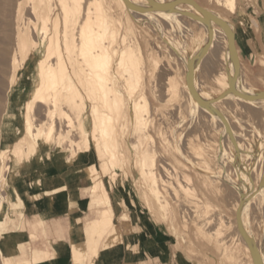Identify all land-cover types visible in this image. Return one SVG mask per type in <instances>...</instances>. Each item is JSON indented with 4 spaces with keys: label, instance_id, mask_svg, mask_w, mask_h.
<instances>
[{
    "label": "bare ground",
    "instance_id": "1",
    "mask_svg": "<svg viewBox=\"0 0 264 264\" xmlns=\"http://www.w3.org/2000/svg\"><path fill=\"white\" fill-rule=\"evenodd\" d=\"M111 1L113 3H116V5H118L121 9L124 8L125 6L124 0H111ZM135 1L137 2L134 4H138V3L140 4L141 2V0H135ZM170 1L171 0H165L163 2L165 3V5L162 6V8H166L165 6H168ZM218 1L222 2L225 5V7H227L233 13L236 12L237 0H218ZM112 2L108 3V5L106 6L107 0H0V85L4 86V92L1 93V95L3 94V103H2L3 108L0 111V263L1 264H33V262L29 258H26L25 256L22 257L23 259L20 258L19 260H16L13 257H11L7 249V246H10L9 244H12L11 246H14L13 248L17 249V243L15 240L10 239L9 237L10 232L11 230H15V229L25 230L28 228L29 229L28 234H30V239H31L29 243L33 246V242L40 238V235L44 232L45 227L48 224V221L52 217H47V216L41 217L34 214L27 219L24 216V213L22 212L19 213L18 209L24 206V201L22 200L21 196L17 194L16 189L12 187L11 182L13 178L20 176L23 173V171H27L29 173L28 177L31 179V182L34 185L41 186L46 176L45 173L39 168L41 166L47 165L48 161L49 162L51 161L57 170L62 171L65 165L75 164L77 161H81L83 163L86 157L85 152H87L88 148L93 146L96 149V152L98 153L102 165L104 166L103 171L105 173H111L112 179H115L117 176V172L114 170V168L126 164L127 161L126 144H127V147L130 149L131 153H133L132 158L134 159V162L138 167V168L136 167L137 169L134 170L138 171V173L140 174L139 177L141 176L143 179L142 181L147 183L146 186V190L148 189L147 195L153 197L152 199L156 201V203H153V205L158 204L162 209L166 208L167 210L168 206L171 203L163 195V192L161 191L162 189L160 183L164 186H167L164 187L167 188V190L169 189L167 192L170 191L172 195L176 196L177 198L178 196L181 197L179 194L181 195L184 194L183 192L179 193L180 190L178 189L176 190V188L174 189L173 187H172L173 191L170 190L172 189L171 188L172 183L169 182L168 179H166V177L167 176L170 177L169 175L171 173H175L173 174V176L177 175L178 173L176 174L175 169H173L174 167L168 161L167 162L169 164L167 163V165L163 163L161 164L163 172L165 173V175H167L166 177H164L165 176L164 174H163L164 176H162L161 173L158 174L156 172V163H157L156 156L158 154L156 151L158 150H155L152 147L154 146L153 143H155L153 141V137H152L153 135H150L149 132L147 131L149 130L148 125L150 123V111H151L150 101L146 93L144 92V89L141 88L144 84V76H145L143 58L141 56L140 48L136 46L137 44L133 45V43H131L133 41L132 40L133 36L131 35L132 36L131 37L129 34H131L132 30L131 32L129 31L130 32L129 34L122 33L120 35L121 30L125 31V29L123 28L125 26L124 23L126 24V21L124 22L122 20L124 22L122 23L124 26L119 23L121 27L123 26L122 29H120L121 27H118L119 25L116 26L115 21L117 23L118 21L115 20V17L118 16L116 14L115 16L113 14L114 12L112 13L110 11L113 9ZM142 5L143 4H141V6ZM119 7H117L118 11H119ZM121 11H123V9ZM121 15L122 14H120V16ZM126 20L129 22V17ZM208 20L209 21H207L206 19V13L203 12L202 19L201 21L200 20L199 21L203 23L204 26H207V23L211 25L212 18ZM217 20L224 27H229L227 20H221L219 18ZM218 37L219 36H217L215 32L212 33L210 35L211 43L213 44ZM232 37L235 39L234 27L231 28L229 39H231ZM207 40H209L208 37ZM205 41L206 39L204 38V42L202 41L201 43H199L197 47H195L196 49H194L195 50L194 52L190 51L192 53L188 54L187 60H185L186 61L185 63L188 66L187 65L186 67L183 66L185 68L188 67L187 69L193 71V75L192 77H190L189 83L187 84L190 87L194 83L193 81H191L192 79H194V81H198L196 71L194 70H196V66H198L199 58L206 55V53L208 54V52H210V51H206L205 53V49L206 50L208 49V45H209V49L210 48L213 49L212 47L214 44L212 45L210 42L206 44L207 41L206 42ZM225 41L227 42V38L224 40V42ZM205 44L207 45V47H205ZM203 46L205 48L202 49L203 51L198 56L197 55L198 50L200 48H203ZM211 53H213V50ZM215 55H217V52ZM214 56H212V58ZM216 57H220V56L218 55ZM215 70L217 69H214V72ZM219 75H217V81L221 82V78ZM214 76H216V74ZM166 84L168 85V88L167 87L164 88L168 89L167 90L169 94V95L167 94L168 97L177 95L179 93V90H181L180 86H182L183 88V85L182 84L180 85V82H177L174 76L168 77L166 83L165 84L163 83V86ZM187 85L185 84L184 86L185 92L188 94L187 97L189 96L188 99L190 98L189 101H192L194 105L193 106L190 104V106L192 107L196 106L195 108H197L198 106L197 109H200L198 105L199 102L197 103L198 101L197 98L191 95ZM231 85H232V92L228 91V89L230 88L228 87L229 85H227L225 87L226 88L225 93L219 97V98L222 97V99L224 100L225 98L227 99L226 101L222 102L223 104L224 103H228L229 105L231 104L233 105V103L235 104L234 98L236 97V95L239 98V100L236 98L238 101L242 100L244 102H247L251 97L262 98V100L264 101V94H262L263 92L252 88L249 89L247 87L248 84L241 85L238 81H236V78L234 77H232L231 79ZM199 86L201 85L196 84L198 91H200L199 92L200 97H203L202 99L204 100L206 98L205 101L207 102V99L211 95H209L208 93L209 95L208 97L207 94H205ZM246 90H251V92L247 94ZM229 93H231L230 96L228 95ZM226 94L229 96V98H227L228 96L227 97L224 96ZM159 95H161V93L158 94V96ZM183 95L185 96V94ZM211 98L212 97H210V99ZM214 98L216 97L214 96ZM88 100L91 102L89 108V116L91 118L90 130L88 128L89 122L85 120L84 117V113L88 109ZM185 101L186 100H184L183 102L184 105L186 104ZM206 102L204 105V109H206V111L208 110L207 113H209L210 111L212 112L213 108L211 106L213 104L211 105L207 104L210 106L205 107ZM181 103L182 102H180V104ZM186 106L189 107V105L187 104ZM181 107L183 108V106ZM252 107H254L255 112L259 110L263 111L261 110V107L263 106H258L253 104L251 108ZM181 109L180 111H182ZM188 111L191 112L190 110ZM188 111H186L185 114H188ZM221 111L222 110H220L219 112ZM195 113L196 112H194L193 114ZM17 115H19L22 121H24L25 124L24 130L20 124L14 123V118ZM210 115H214V114L210 113ZM220 116H222V114ZM199 118L198 119L195 118V119L199 120ZM221 118L223 120L226 117L224 116ZM214 119L216 121H221V119H217V118ZM208 120L207 121L205 120L206 124ZM186 122L189 123L188 120ZM186 122L184 123L186 124ZM193 122L189 124L191 126L192 124H196L197 126L199 125L197 124L198 121L196 123ZM189 124H187V126ZM223 124L224 123H222V125ZM225 125H227V123L224 124V126ZM191 126L190 128H193ZM233 126H237V125L234 124ZM228 127H230V124ZM164 128H166V126ZM196 129L197 128H194L192 130L193 133L194 130L195 132L197 131ZM180 130L181 129H179V131ZM225 130H227V128ZM239 130H240V125H239ZM72 131L73 132L76 131L77 135L75 134L76 133L75 132L73 133V135L75 136H71ZM233 131H235L234 128ZM180 134L184 135V133H180ZM186 134H188L187 131ZM245 134L249 136L247 132H245ZM245 134L243 133L239 135H241V137H244L243 135ZM12 135L14 136L20 135V136L15 142L8 144L7 146H3L4 143H6L7 139L10 138ZM70 136L72 138H70ZM222 136H223V132H222ZM194 137L192 136L193 139ZM241 137L239 136V138ZM245 139L243 141L242 139H238L239 141L236 146L237 149L236 151H238V153L235 152L236 154L235 157H237V161L235 163L236 165H234L235 166L234 174L237 175L238 182L236 181V183L232 184L231 183L232 180H229L230 176L228 174L229 172H231V170H229L228 172L227 167L232 164L231 161L230 164L229 160H227L228 158H226L227 165L228 164L229 165L227 167H224L223 164L221 163L222 161H220L223 158H219L218 160L220 161L222 167L226 168L225 169L227 170L226 172H228L227 173L228 176H226L225 174L226 178H224L225 176L223 177V175L221 176V178H223L222 184H224L226 189H228L232 193H235L236 195L235 197L238 198L236 199L234 204L235 209L237 210L236 211L237 217L234 223L236 225L235 228L237 227L236 229L238 233L237 235L241 236V238L244 240L246 246L245 248L252 255L257 256L256 264H264V154H263L264 138H262L261 142L259 143H257L258 140L256 138L257 142L255 143L256 141L255 140L254 141L255 145H253L252 143L251 146L250 144L246 143ZM186 140L188 141V139ZM187 141H185L184 143H186ZM173 142L178 143L175 141ZM180 143L182 144V142ZM192 143L194 144L193 141ZM180 145L178 147H180ZM247 145H249L250 148L249 150ZM178 147L176 149H178ZM183 147L187 149L184 145ZM187 147H189V145ZM185 149L184 151H186ZM193 149L194 148H192V150ZM202 149H200V151L202 152V154H204L203 153L204 151ZM179 150L182 151L181 149ZM195 150L194 152L198 153L199 150L198 151ZM220 151L222 150L220 149ZM200 153L199 155L203 156ZM191 155L192 154H190V156ZM190 156L189 158L192 157ZM199 157L197 156V158ZM247 157L250 158L248 159L250 160V163L244 166V164L242 163L244 162V160H246ZM191 159H192L191 161H193V158ZM202 159L203 162L207 160V159L204 160V158ZM235 159L236 158H234V161ZM199 160L201 159L199 158ZM200 164H202V162H200ZM208 166L206 168H208ZM172 169L174 170V172L172 171ZM180 170L178 168L177 171L181 173L182 171ZM208 170H209L208 172L211 171L210 169ZM222 170L220 173L224 174ZM204 172L207 173L206 171ZM84 173L86 174V177L84 178H88V179L90 178L95 180L94 184L91 185V189H90V193L92 197L90 207H97L99 209L102 206H104L106 203H108L111 198L108 197V192L105 186L102 183L100 184L97 183L98 180H100L98 179L100 171L97 165L94 163V158H93V163L86 165L84 167ZM210 174L211 173H209V175ZM184 178H185L183 179L184 182L182 183L178 182L179 180L177 182L186 193L191 194L189 196L186 194V196L190 197L193 194L196 195L197 188L194 185H192V177L189 174L188 175L186 174L184 175ZM210 178L212 177L208 176L207 179ZM211 181L209 180V182ZM214 181H212V183ZM255 181L257 183L259 182L260 186L258 187L253 186V183ZM250 182L254 188L249 187ZM169 185L170 188L168 187ZM58 188L57 189L55 188L52 191L37 193L33 195V198L37 199L45 195L46 196L50 195L53 200L55 194L59 190ZM217 188L219 189V187ZM241 189H244V191H242ZM241 191L242 193L243 192L244 193L242 194ZM13 195L17 196L16 200L12 199ZM174 196L172 197L174 198ZM188 197L185 198L190 200V198ZM182 199H180V201H182ZM196 201H197L196 205H194L195 203L190 205L189 203H192V201L191 202L188 201L189 203L187 202L190 206H192V208H194L193 211L195 215L196 216L199 215L198 217H200L201 215L207 214V216L205 215L206 216L205 219L201 218L203 224L202 222H199L200 219L197 221L201 224L199 225L200 227L198 226V228L204 230L206 226L210 227L211 229L209 231L212 232V234L214 233L215 238L218 237V241H220L222 237L220 238L219 236H221V234L223 233L222 229H224L226 233L228 231L230 232V229L233 228L232 227L233 223L225 220L223 215H221V212H219L218 209L217 210L215 209V206L211 203V201L207 199L203 201H199V199H197ZM185 202L186 201H184V205L186 206ZM181 204H183V202ZM188 206L187 208L189 210ZM182 208L180 207V210ZM154 209L157 208L155 207L153 208V210ZM111 211H113L111 207L100 209L98 211L99 214L98 218L94 219L93 221L89 222L87 226L83 227L84 237L81 241L82 243L81 255L83 257H86L87 259L86 263L88 264H94L95 260L99 256L100 247L102 245L105 236H108L109 242L105 244L104 249L116 247L123 243V238L118 230L116 223L114 222V216H112ZM183 211H185V209H182L181 216L182 213L184 214L187 213V211L186 212ZM188 212L190 213V210ZM153 213H155V215L157 214L154 211ZM251 213H253L254 215L257 214V216H252L251 218L250 217ZM157 216L156 218H158ZM182 217L183 218L186 217L187 219H189L188 216H182ZM261 217H263V220L261 219ZM31 218L34 219V222H31L29 220ZM159 218L157 220H159ZM250 218L253 219V221H255L258 224L259 226L258 230L259 229L263 230V235L261 236V238L258 236V234L261 232L260 230H259L260 232L256 234L258 237L254 235L253 226L250 224L251 222ZM80 220L83 222L82 218ZM197 222H195L196 227H197ZM26 224H28V227L26 226ZM255 226L256 225H254V227ZM207 229L208 228L206 227V230ZM201 230H199V232ZM203 232L205 233V230ZM175 233L177 232L175 231ZM226 233L222 235H225ZM225 236L229 237L228 235ZM236 237L238 236H235V238ZM222 240H221V245L219 244V247L221 250L220 251L221 256L222 255L223 256L222 258L221 256L219 258L221 259H223V257L231 258L233 262L234 260L233 256H236V252L234 251L237 247L234 250L232 249L233 250L232 253L234 252V255L230 252V250L231 248L234 247V246L232 247V244L235 241L234 242L232 241L230 245L229 244L230 241L229 240L227 241V238H224V236ZM240 243L242 242L240 241L238 245H240ZM25 252L27 251L25 250ZM48 252L49 251L47 250H41L34 247L32 250V254L35 257H39L42 254ZM240 259H243V257L238 258L237 260L238 264H245V262H243V260L245 259L239 261ZM246 262L248 261L246 260ZM247 264L250 263L248 262Z\"/></svg>",
    "mask_w": 264,
    "mask_h": 264
},
{
    "label": "rangeland",
    "instance_id": "2",
    "mask_svg": "<svg viewBox=\"0 0 264 264\" xmlns=\"http://www.w3.org/2000/svg\"><path fill=\"white\" fill-rule=\"evenodd\" d=\"M164 1L165 0H141L142 3L140 2V4L138 3L139 4L138 5V4H134L137 2L135 0H124L125 6H124V8H122L123 11H121L122 9L118 5H116V3H113L111 0L110 1L107 0L106 6L108 5V3L112 2L113 9L110 11L112 13L114 12L113 14L114 15L116 14L118 16V17H115V20L118 21V23L115 21L116 26L119 25L118 27H121L120 24L124 23L125 21H126V24L124 23V25L126 27L128 26L127 27L128 29H127L122 24L124 26L123 29H125V31L121 30L120 35L122 33L129 34L132 30L131 34H129L130 36L131 35L133 36V37L131 36L132 40H133L131 43H133V45L137 44L136 46H138L140 48V51H141V56H142L143 62H144V73H145L144 84L141 88L144 89V92L146 93V95L150 101V107H151L150 123L148 125L149 130H147V131L149 132L150 135H153L152 137H153V141L155 143L152 142L154 145L152 147L155 150H158V151H156L158 153L156 156V158H157L156 172L158 174L161 173L162 176H164L165 173L162 170L161 164L163 163V164L167 165V163L169 162L174 167V168L173 167L172 168L175 169L176 174L178 173L180 175L177 174V175L173 176V174H175V173H171L169 175L171 178L168 177L167 175H165L164 177L167 176L166 179H168V181L172 183L171 188L172 187L174 189L176 188V190L177 189L180 190L179 193H182V192L184 193L182 195L179 194L184 199H182L179 196H178V198H179L178 199L176 196L172 195V193L170 191L167 192L169 189L167 190V188H164L167 186H164L160 183V186L162 189L161 191L163 192V195L171 203L167 208L168 211L166 210V208L162 209L158 204L153 205V203H156V201L154 199H152L153 197L147 195V193H148V191H147L148 189L146 190L147 183L143 182L142 177L141 176L139 177L140 174L138 173V171L134 170V169H137L138 167L135 164L134 159L132 158L133 153H131L130 149L127 147V144H126V154H127L126 164H124L120 167L114 168V170L117 172V176L115 179H112L111 173H105L103 171L104 166L102 165V162L100 161L98 153L96 152V149L93 146L88 148L87 152H85L86 157H85V160L83 161V163L81 161H77L75 163V165H77L76 168H78V170H80V175L82 176V179H83L82 180L83 185H93L95 182L94 179L84 178V177H86V174L84 173V167L86 165L93 163V158H94V163L97 165V167L99 168V171H100V174L98 177V179H100V180H98L97 183H99V184L102 183L105 186V188L108 192V197L111 198L110 201L108 203H106L104 206H105V208L111 207L113 209V211H111V214H112V216H114V222L116 223L121 236L124 238V240H126L127 245L130 246V248L132 250L131 252L140 253L139 257L141 258V262H138V263L131 262L130 264H193V263L194 264H223V263L224 264H238V262H237L238 258H242V257L245 260L240 259L239 261L243 260V262H245V264H247L248 262L250 264H253L255 261L254 264H256L257 256L252 255L245 248L246 247L245 242L241 238V236L237 235L238 234L236 231L237 227L235 228L236 225L234 223H235V220L237 217V212H236L237 210L235 209L234 204H235L236 199H238V198L235 197L236 196L235 193H232L231 191L226 189L224 184H222L223 178H221V176L223 175V177H224L225 174H226V176L229 175L230 176L229 180H232L231 181L232 184L236 183V181L238 182V179H237L238 177L236 174H234V171H235L234 165H236L235 163L237 161V157H235L236 156L235 152L238 153V151H236L237 150L236 146H237L238 141H239L238 139H242V141H243L245 139V136H246V139H245L246 143L250 144V146H251L252 143H253V145H255L257 140H258L257 143H259V142H261V139L264 138V101L262 100V98H258V97H251V98L248 97L249 100L247 102H244L242 100L238 101L239 98L236 95V97L234 98L235 104L233 103V105L232 104L229 105L228 103H224V104L222 103V102L227 100L226 98L224 100V99H222V97L221 98H219V97L225 93V89H226L225 87L227 85H229L228 87L230 88V89H228V91L232 92V85H231L232 77L236 78V81H238L241 85L248 84L247 87L249 89L252 88V89L258 90V91L263 92L262 94H264V62H263L264 51L263 52L259 51L257 61L259 63H262L263 65L257 66V71L261 74L257 75L259 78H255L256 73H254L255 72L254 68H252L250 66H246V63H245V60L243 59V56L241 53V48H240L241 47V39H242L244 30L247 33L252 34V35H255V34L260 35L261 33L264 32V0H237V9H236L235 13L230 11L227 7H225V5L222 2H219L218 0H171L169 5L165 6L166 8H162V6L165 5V3H163ZM141 4H143V5L141 6ZM116 6L119 7V11H118V8ZM136 6L137 7L139 6L141 9L139 7L137 8ZM203 12L206 13L207 21H209L208 19L212 18L211 25L207 23V26H204V24L200 22L202 19V13ZM120 14H122L121 15L122 17L120 16ZM175 14H177V15H175ZM124 15L126 18L124 17ZM174 15H175V17H174ZM128 17H129V22L126 20ZM218 18L221 20H227L229 27H224L217 20ZM119 20H120V22H119ZM204 22H205V20H204ZM122 27L120 29H122ZM233 27L235 30V39L232 37L233 38V39L231 38L233 40L232 41L231 39H229V36H230L231 28H233ZM214 32L220 38L218 37L216 39V41H214V43H213L214 45H213L211 43L210 35ZM207 37L209 40H207ZM222 37H223V39H222ZM204 38L207 41L206 44H208V42H210L213 45V47H212L213 49L210 48L211 49L210 50L209 45H208V49L207 50L205 49V53H206V51H210V52H208V54L206 53V55L199 58L198 66H196V70H194V71H196L198 81H194V79H192L191 81H193L195 83V85L193 83L190 87L187 84L189 83L190 77H192V75H193V71L190 69H187L188 67L185 68L187 65L185 63L186 62L185 60H187L188 54H191L192 52L195 51L194 49H196L195 47H197V45L199 43H201L202 41L204 42ZM224 38L225 39L227 38V42L226 41L224 42V40H225ZM134 40H136V41H134ZM206 44H205V47H207ZM205 47L203 46V48H200L198 50V54H197L198 56L201 54V52L203 51L202 49H204ZM212 50H213V53H211ZM190 51H192V52H190ZM216 52H217V55H215ZM211 54H212V56H214V55L215 56L212 58ZM218 55L220 57H216ZM255 60H256V57L254 56V61ZM200 61H202V62H200ZM183 63H185V64H183ZM199 64H201V65H199ZM211 64H213V65H211ZM183 66H185V67H183ZM205 66H206V68H205ZM181 67H182V69H181ZM207 67H209V68H207ZM214 69H217V70H215V72H214ZM155 72L156 73L158 72L157 76H156ZM214 73L216 74V76H214L215 75ZM217 75L220 76L221 82L217 81ZM170 76H174L176 78V81L180 82V85L181 84L183 85V88H182V86H180V89L182 91L179 90V93L177 95L168 97V95H169L168 91H167L168 85L166 84L167 86L166 85L163 86V83L165 84L167 78ZM219 76H218V78H219ZM159 83H160V85H159ZM185 84L187 85L188 89L190 90L191 95H193V96H195V98H197L198 101L197 100L196 101H197V103L199 102L198 105H199L200 109H197L198 106H197V108H195L196 106L195 107L190 106V104L193 105V103H192V101H189L190 100V98L188 99L189 96L187 97L188 94L185 92V89H184ZM196 84L201 85L199 87L202 89V91L205 94H207L208 97H209V95H211L210 97H212L213 99L211 98L212 99L211 100L209 97L207 99V102L205 101L206 98H205V100L202 99L203 97H200V94H199L200 91H198ZM0 87L2 88V89L0 88V98L2 99V100L0 99V111H1L3 108V104H2L3 103V94L1 95V93L4 92V86L0 85ZM164 87H167V88H164ZM190 88H192L193 90ZM183 90H184V93H183ZM191 90H192V92H191ZM196 90H197V92H196ZM246 91H247L246 92L247 94H249L251 92V90H246ZM159 92L161 93V95L158 96V94H160ZM181 93L185 94V96ZM208 93H209V95H208ZM230 94L231 93H229L228 95L230 96ZM213 95L216 98H214ZM228 95L226 94L224 96L227 97ZM229 96L227 98H229ZM184 100H186L185 103L187 105H189V107L186 106V104L184 105V103H183ZM204 101L206 102L205 107H207V106L209 107L211 104H213L211 106L213 108L212 112L210 111L209 113H207L208 110L206 111V109H204V105H205ZM215 101L217 102L219 108L217 107V104ZM180 102H182L183 104L182 103L180 104ZM90 103L91 102L88 100V109L84 113L85 120H87L89 122V127H88L89 130L91 129V120H90L91 118L89 116ZM207 104H210V105H207ZM215 104H216V106H215ZM253 104L258 105V106H263V107H261V110H263V111L259 110V111L255 112L254 107L251 108V106H253ZM180 105L183 106V108ZM179 108L180 109L182 108L181 110L183 112L180 111ZM193 108L197 109V110H194ZM185 109H188L191 112H189L188 110H185ZM220 110H222V111L219 112ZM168 111L171 113H169ZM186 111H188V114H185ZM193 111L196 113L193 114L194 113ZM204 111H206V112H204ZM181 113H183V114H181ZM210 113H212L214 115H210ZM221 114H222V116H220ZM215 115H217V116H215ZM224 116L226 118L222 120L221 117H224ZM195 118H197V119L199 118V120H196ZM214 118L221 119V121H216ZM203 119H204V121H203ZM187 120L189 121V123H191L193 121H194L193 123H196L198 121L197 124H199V125L197 126L196 124H192V126H191L188 122H186ZM205 120L206 121L208 120V122H209V123L207 122L208 126H207ZM224 120H226V121H224ZM184 122H186V124ZM201 122H203V123H201ZM225 122L227 123V125L224 126V124H226ZM14 123L20 124L24 130L25 124L19 115H17L14 118ZM222 123H224V124L222 125ZM187 124H189L188 125L189 127L187 126ZM229 124H230V127H228ZM234 124L237 126H233ZM193 125H195V126H193ZM239 125H240V130H239ZM258 125H260L261 127ZM165 126H166V128H164ZM190 126L193 128H190ZM201 126H202V128H201ZM224 127H225V129L227 128V130H225ZM232 127L234 128L235 131H233ZM235 127H237V128H235ZM194 128H197L196 130L198 132L197 131L195 132V130H194V133H193L192 130ZM230 128H231V131H230ZM179 129H181V130L179 131ZM186 131L188 132V134H186ZM221 131L223 132L224 137L222 136ZM75 132L76 131H74V132L72 131L71 136H75V135H73V133H75ZM245 132H247V134H249V136L246 135ZM180 133H184L185 136L183 134H180ZM190 133H193V134H190ZM232 133L234 134V136ZM243 133L245 135H243L244 137H241V135H239V134H243ZM75 134L77 135V132ZM224 134H226V135H224ZM189 135H191V136H189ZM19 136L20 135H17V136L12 135L10 138L7 139L6 143H4L3 146H7L8 144L15 142L19 138ZM71 136H70V138H72ZM192 136L193 137L195 136L194 139L192 138ZM207 136H208V138H207ZM239 136L241 138H239ZM167 137L168 138L170 137V138L168 139ZM220 137H221V139H220ZM237 137H238V139H237ZM255 137L257 138V140ZM76 138H77V136H76ZM186 139H188V141ZM233 139H235V140H233ZM247 140H248V142H247ZM171 141L172 142L175 141L178 143H174V142L172 143ZM185 141H187V142L184 143ZM192 141L194 142V144L192 143ZM213 141H215V142H213ZM233 141H235V142H233ZM254 141H255V143H254ZM180 142H182V144ZM204 142L206 143V145ZM152 143H151V145H152ZM178 144L180 145V147L181 146L183 147V145H184L187 149H185L183 147V150H182V147L181 148L178 147L179 146ZM186 144H188L189 147H187L188 145H186ZM223 146H224V149H223ZM247 146H248V150H249L250 149L249 145H247ZM177 147H178V149H176ZM191 147L194 149L192 150ZM188 148H191V149H188ZM45 149H48V148H45ZM179 149H181L182 151H180ZM184 149L187 152L184 151ZM200 149H202L204 151L203 152L204 154H202ZM220 149L222 151H220ZM194 150L195 151L199 150V151H198V153L197 152L195 153ZM177 151H179V152H177ZM188 153L192 154L191 155L192 157ZM199 153L202 154L203 156L199 155ZM218 153H220V154H218ZM185 154H186V156H185ZM226 155L229 156L230 158L227 157ZM189 156L191 158H193V161H191L192 159L189 158ZM197 156L198 157L200 156L199 158L202 161L199 160V158H197ZM248 156H250V155H248ZM202 158H204V160L207 159L206 161H204L207 163H204ZM219 158H223L220 161H222L221 163L223 164L224 167H227L229 165V164L227 165V160H229V163L231 161L232 164L231 163L230 164L232 166L229 165L227 167L228 172H229V170H231V172H229L228 175H227L228 172H226L227 170H225L226 168L222 167L220 161L218 160ZM226 158H228V159L226 160ZM234 158H236L235 161H234ZM98 159H99V161H98ZM189 159H190V161H189ZM194 159L196 160V162ZM248 159H250V158L247 157L246 160H244V162L242 163V164H244V166H246L250 163V160H248ZM232 160H233L234 164H233ZM131 161L134 163H132ZM200 162H202V164H200ZM217 162H219L220 164ZM245 163H247V164H245ZM133 164H135V165H133ZM218 164H219V166H218ZM194 166H196V167H194ZM207 166H208V168H206ZM178 168H179V170L181 169L180 170V171H182L181 173H179V171H177ZM173 169H172V171L174 172ZM208 169H210L211 171L208 172L209 171ZM220 169L221 170L223 169L222 172L224 174L220 173L221 172ZM161 170L163 173L161 172ZM219 170H220V172H219ZM204 171H206L207 173H205ZM216 172H217V174H216ZM209 173H211V174L209 175ZM186 174L187 175L189 174L192 177V185H194L197 188V194L196 195L193 194L190 197H188V196L191 194L186 193L183 190V188L180 187V185L178 183V182H181V183L184 182L183 179H185L184 175H186ZM212 175H214V176H212ZM218 175H220V176H218ZM20 176H18V177H20ZM208 176L212 177V178L207 179ZM226 176L224 178H226ZM135 177H136V179H135ZM15 178H13V180H15ZM177 178H179V179H177ZM214 178L218 179L219 181L214 179ZM180 179H181V181H180ZM211 179H212V181H214V180L215 181L212 183ZM137 180H138V182H137ZM172 180L174 181L175 184L173 183ZM209 180L211 182H209ZM218 182H220V183H218ZM219 184L221 187L222 186L223 187L221 188L219 186ZM216 186L219 187V189ZM253 186L258 187V186H260V183L259 182L257 183L255 181L253 183ZM253 186L250 182L249 187L254 188ZM137 187H140V188H137ZM168 187L170 188V185ZM173 188L170 190L173 191ZM179 188H181V189H179ZM220 189H222V190H220ZM225 190H227V191H225ZM241 190L244 191V189H241ZM242 191H241V193H242ZM174 192H173V194H174ZM186 194L188 196H186ZM171 195L174 196V198ZM185 197L190 198V200H188ZM176 198H177V200H176ZM180 199H182V201H180ZM186 199L189 202L192 201V203H189ZM192 199H194V200H192ZM197 199H199V201H203L205 199L211 201V203L215 206V209L216 210L218 209V211L221 212V215H223L225 220L233 223V226H232L233 228L230 229V232L228 231L226 233V231L224 229H222V232H223L222 234L226 233L225 235H228L229 237L222 235V234H221V236H219L220 238L222 237V239H223V236H224V238H227V241L228 240L230 241V243H229L230 245H231L232 241L233 242L235 241L232 244V247L233 246L234 247L231 248V250H230V252L232 253V251L237 247L234 251V252H236L237 257L233 256L234 257L233 262H232L231 258H226V257L224 258L223 257V259H221L223 255L221 256V252H220L221 250H220L219 244L221 245L222 239H220V241H218V237L215 238L214 233L212 234V232L209 231L211 229L210 227L206 226L208 228L207 230H206V227L204 228L205 233L203 232L204 231L203 229H202L203 230L202 231L200 228H198V226L201 225L199 222H202V219H205L207 214H205L206 216L201 215L200 217H198L199 215H197V216L195 215V213L193 211L194 208H192V206H190V205H192L194 203H195L194 205H196ZM153 200H154V202H153ZM144 201H145V203H144ZM184 201H186L185 202L186 206L184 205ZM182 202H183V204H181ZM228 203H230V204H228ZM156 205H158V206H156ZM153 206H155L157 209L153 210V208H155ZM187 206L189 207L190 213L188 212L189 210H188ZM180 207L181 208L183 207L182 209H185V211H183V212L187 211V213H185L186 215L184 213H182V216H188L189 219H187L186 217L183 218L181 216L182 209L180 210ZM151 210H153L157 214L155 215V213H153V211H151ZM156 210H158L159 212ZM191 211H193V212H191ZM126 214H128L129 218L131 219V225L133 224V226H134V225L141 224V228L139 230H136L135 228H133L131 233H128L126 231V227L122 224V221H123L124 216ZM252 214L253 213L250 214L251 218H252V216H257V214H255V215L254 214L252 215ZM168 215H169V217H168ZM156 216L158 218L160 217L159 220H157L158 218H156ZM168 218L170 221L174 219L173 221H171L172 224L170 223ZM251 218H250V221H251L250 224L253 226L254 235L257 236L256 234L261 231L260 232L261 234L260 233L258 234V236L261 238V236L263 235V230L259 229L260 230L259 231L258 230V228H259L258 224L255 221H253V219H251ZM261 219L263 220V217H261ZM29 220L32 222L33 218H31ZM198 220H199V222H197ZM186 221H187V223H186ZM194 221L197 222V227H196V223ZM254 222H255V224H254ZM165 224H166V226H165ZM176 224H177V226H176ZM202 224H203V222H202ZM254 225H256V226L254 227ZM171 226H173V227H171ZM234 229H235V232H234ZM199 230H201L202 232L200 231L201 232L200 233ZM175 231L177 233H175ZM136 232H141V240H143V239L155 240L156 242H158L160 244L161 249L156 250V257H153L148 252L143 251L142 248L140 249L138 246L132 247L131 243H128V240L130 237H128L127 235L134 234ZM211 235H212V237L214 236L213 239H212ZM235 236H238V237H236L238 239H236ZM232 239H234V240H232ZM258 240H259V238H258ZM240 241L242 243H240V245H238ZM230 252H228V253H230ZM234 252L232 253L233 255H234ZM220 256H221V258H219ZM132 258H134V256H131V259ZM146 259H147V261H144ZM220 260L222 263L220 262ZM246 260L248 262H246ZM252 260H253V262H252Z\"/></svg>",
    "mask_w": 264,
    "mask_h": 264
},
{
    "label": "crops",
    "instance_id": "3",
    "mask_svg": "<svg viewBox=\"0 0 264 264\" xmlns=\"http://www.w3.org/2000/svg\"><path fill=\"white\" fill-rule=\"evenodd\" d=\"M240 48L246 66L254 68L255 78H259L257 75L261 73L257 71V66L263 64L257 61V57L259 51H264V32L260 35H252L244 30ZM254 56L256 57L255 61ZM76 166L75 164H68L65 165L62 171H59L51 161H48L47 165L39 168L46 176L41 186L34 185L31 182L27 171H23L20 177L12 180V187L16 189L17 194L24 201V206L18 209L19 213H24L27 219L34 214L52 218L48 221L40 238L33 242V246L29 243L31 239L30 234H28V228L25 230H11L9 237L17 243V249L13 248L12 244L7 246L11 257L19 260L25 256L33 264H88L86 263V257L81 255V241L84 237L83 227L98 218V211L105 208V206L99 209L90 207L92 200L91 185H83L80 170ZM55 188L59 190L53 200L50 195L37 199L33 198V195L37 193L52 191ZM16 198L17 196H12L13 200H16ZM81 218L83 222L80 220ZM32 222H34V219ZM122 224L126 227L128 233H131L133 228L136 230L141 228V224L131 225V219L128 214L124 216ZM26 226L28 227V224ZM127 236L130 237L128 243H131L132 247L138 246L153 257H156V250L161 249L160 244L155 240H141V232ZM107 242H109V238L105 236L100 247V254L94 264L141 262L140 253L131 252L132 250L124 238L123 243L119 246L104 249ZM33 247L49 252L35 257L32 254ZM131 256H134V258L131 259ZM144 261H147V259Z\"/></svg>",
    "mask_w": 264,
    "mask_h": 264
}]
</instances>
